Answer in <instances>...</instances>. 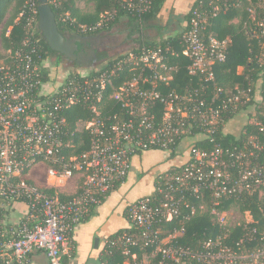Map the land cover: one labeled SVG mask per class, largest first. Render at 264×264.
I'll return each mask as SVG.
<instances>
[{
  "label": "built area",
  "instance_id": "1",
  "mask_svg": "<svg viewBox=\"0 0 264 264\" xmlns=\"http://www.w3.org/2000/svg\"><path fill=\"white\" fill-rule=\"evenodd\" d=\"M152 1L123 0V4L143 14ZM249 12L254 17V9ZM101 17L112 18L106 13ZM33 20L31 17L30 23ZM206 24L207 18L194 9L188 28L177 40L182 48L129 50L110 68L87 72L69 73L61 65L44 62L35 45L38 40L33 45L24 41L21 47L1 53L0 200L27 199V210L16 226L0 228V264H30L29 256L37 251L48 264H64L62 258L71 252L74 227L125 183L135 156L154 149L176 154L188 150L189 155L182 169L159 177L154 193L127 206L129 227L137 233L123 232L106 242L131 258L123 264H142L131 251L136 248H149L153 258L159 254L158 264H264V233L258 235L255 228L248 227L253 222L251 213L238 214L242 217L248 213L251 220L241 218L228 224L226 216L231 215L233 206L220 209L226 200L242 194L264 195L263 139L252 134L241 147L233 149L216 145L206 150L192 145L197 139L212 137L220 125L225 129L222 115L228 110L236 113L249 96L245 90L236 89V93L222 97L218 90L205 99L198 97L196 88L184 93L168 89L182 66L178 60L184 62L188 75L206 82L214 81V66L226 61L227 41L203 39ZM257 25L264 38V22ZM122 72L129 75L116 86ZM200 88L202 96L206 85ZM103 96L114 101L117 109L103 114L97 105ZM85 103L93 115L82 122L88 148L66 156L62 152L70 144L63 141V111ZM249 123L260 126L259 132L264 133L254 118ZM40 165L46 167L49 180H81V192L61 201L46 195L36 184L29 185L30 170ZM202 213L209 215L213 231L195 249L172 244L182 229L160 237V224L174 219L188 221ZM239 230L241 234L235 236Z\"/></svg>",
  "mask_w": 264,
  "mask_h": 264
},
{
  "label": "trees",
  "instance_id": "2",
  "mask_svg": "<svg viewBox=\"0 0 264 264\" xmlns=\"http://www.w3.org/2000/svg\"><path fill=\"white\" fill-rule=\"evenodd\" d=\"M80 1L90 5L89 9H81L78 6ZM169 1L153 0L151 8L143 14L128 10L124 7L123 0H48V4L55 16L57 29L60 34H69L82 38L96 36L108 38L115 33L119 36L125 33V37L120 43L129 47V50H136L141 47L164 48L166 46L175 49L182 48L177 43V40L188 28L192 11L197 9L207 18V24L201 35L202 38L206 40L208 37H212L219 41H227L226 61L214 66L215 79L212 82H206L204 78L188 75L183 66L184 62L178 60V63H182V66L168 89H173L177 93H184L196 88L198 97L205 99H209L218 90L221 92L220 96L222 97L230 93H236L237 90H245L249 96V101L243 105L239 104L236 113L228 110L222 115V120L226 124L225 129L220 125L212 137L197 139L192 145L198 149L206 150H212L216 145L233 149L234 147H241L252 134H259V137L264 142V133L259 132L260 126L249 123V120L254 118L256 122H259L264 127V38L260 36L257 25L260 21L264 22V0H192V7L185 17L183 29L180 32H173L165 36L163 34L164 27L156 23V20L158 21L162 8ZM31 6L34 13L31 12ZM37 6V0H0L1 50L17 49L22 46L24 41L33 45L38 40L35 45L44 62L49 63V58L54 57L57 63L54 66H57L63 61V57L52 51L44 41L37 27ZM215 7L217 9L214 10ZM250 8L255 11L254 17L249 12ZM105 13L106 16L111 15L112 18L110 20L102 18L101 16ZM31 17L34 20L30 23ZM152 31L159 32L158 36H152ZM1 55L0 53V57ZM121 57H123V53L113 57L108 55L105 50L96 54L100 68H110ZM73 66L78 67L79 65L74 64ZM239 67L242 68L240 73L238 72ZM69 73H75V71L69 70ZM128 75L127 72H122L118 80L115 81V85L121 84L124 77ZM42 76L46 80L47 72L44 71ZM202 85H206V88L201 96L200 87ZM88 105L89 103L70 105L63 111V116L66 119V131L63 141H68L70 144V148L62 152L66 156L77 155L88 148V134L87 131L82 129V122L91 119L93 116ZM97 105L102 107L103 114H108L117 109L115 102L108 100L106 96H103ZM236 114H241L240 118H236ZM236 126L238 130L240 128L238 135L236 134ZM199 130L200 127H198L197 131ZM150 151L163 152L156 149ZM188 155V150L180 154H176L173 151L168 153L163 162L165 170L160 171V174L162 176L171 175L173 172L182 169L181 166ZM57 168L59 169V167ZM160 181L159 178L156 179L155 175L152 193H154ZM26 182L29 185H35L30 179H27ZM39 189L49 197L57 196L61 201H69L81 192L80 188L74 195H65L52 188L39 187ZM15 202L27 203V199H16L12 202L0 200V228L3 229V222L8 214L7 210ZM224 205L220 209H227L229 206H233L237 207L240 212L249 211L253 217V222L248 224V227L250 229L255 228L258 235L264 233V195L259 197L257 193L253 195L242 194L238 199L230 198L226 200ZM209 221V215L202 213L196 214L188 221L174 219L160 224L157 228L160 230L161 238L182 229V235L174 239L172 244L195 249L200 241L212 233L213 228L210 227ZM11 227L6 226L5 230H9ZM123 232L135 234L137 230L129 227L114 234L108 241L116 239ZM239 234H241V231L240 233L237 232L235 236ZM131 251L137 254V262L141 261L143 254L150 253L149 248H136L131 249ZM120 252L117 246L106 244L101 252L100 264H123L127 260L131 262L130 257H124ZM160 259V255L157 254L151 264H158ZM166 264L174 263L167 262Z\"/></svg>",
  "mask_w": 264,
  "mask_h": 264
},
{
  "label": "crops",
  "instance_id": "3",
  "mask_svg": "<svg viewBox=\"0 0 264 264\" xmlns=\"http://www.w3.org/2000/svg\"><path fill=\"white\" fill-rule=\"evenodd\" d=\"M238 71L240 73L242 68L239 67ZM165 159V153L159 151H149L132 159L131 170L125 183L110 192L99 205L94 207L87 220L74 227L71 235V252L69 256L62 258L64 264H100L101 252L108 239L129 228L126 218L127 206L153 192L155 175L165 170L163 165ZM38 167L42 168V165ZM60 184V181L49 180L46 176V184L38 186L57 190ZM80 186L81 180L77 182V186L75 184L70 194L65 195L76 194ZM26 210L24 203H13L7 210L3 229L6 226H16L21 222ZM29 260L30 264H48L42 252L38 251L32 253Z\"/></svg>",
  "mask_w": 264,
  "mask_h": 264
},
{
  "label": "rangeland",
  "instance_id": "4",
  "mask_svg": "<svg viewBox=\"0 0 264 264\" xmlns=\"http://www.w3.org/2000/svg\"><path fill=\"white\" fill-rule=\"evenodd\" d=\"M172 1L173 0H170L169 2L165 3L166 5L162 8L161 13L158 16V21L156 20V23L161 25L164 22V19H168L166 15L169 12L170 7H173ZM78 6L81 9H84V10H86L87 8L89 9V7H90V5H86L83 1L78 2ZM177 24H178V20L174 21L170 25L169 31H171L172 33L173 32H180V30L183 29L184 23L183 22H181V23L179 22V24L178 25ZM158 33L159 32L152 31L151 34H152V36H158L157 35ZM166 33L167 32L163 31V34H165V36H166ZM7 34H8V32H7ZM124 37H125V33H122L121 36H119L118 34L116 35V33H115L113 36L108 37L107 40L109 42L106 44V48L104 49L105 51H107L108 55L114 57V56H116V55H118L120 53H125V52L129 51V47L121 45V43H120V42H122L121 40H123ZM2 52L3 51L1 50V46H0V53H2ZM62 67L66 68V69H69L70 71L87 72L88 69H92V70L99 69L100 68V64L97 63L92 68H87V67H83V66L74 67L73 65H68L66 67L62 65ZM238 70H239V68H238ZM237 124H239V123H237ZM235 128H236V132H238V127L236 126ZM186 143H187V141L185 143H182L181 148H184L186 146L185 145ZM165 155L167 157L168 153H165ZM46 170H47L46 167L43 166V165H42V168L41 167H37L35 169L30 170L29 175H28L29 179L31 181H33L37 186L38 185L42 186V185L46 184V176H45L46 175ZM160 176H161V174L159 172L158 174H156V179L159 178ZM60 182H61V184H60V186L57 187V190L59 192L64 193V194H70L72 192V189L75 186V184L77 186V181L74 180V179H67V180L63 179ZM230 211H232V212H230L231 215L230 216L229 215L226 216L228 224H230V223L235 224L236 220H238V219L240 220L241 218H244L246 220H251V218H250L248 213L244 214L242 217L240 215H238L240 211H238L237 207L230 208ZM153 259L154 258L152 256V254H150V253L149 254H143L140 262H142V264L153 263L154 262Z\"/></svg>",
  "mask_w": 264,
  "mask_h": 264
},
{
  "label": "flooded vegetation",
  "instance_id": "5",
  "mask_svg": "<svg viewBox=\"0 0 264 264\" xmlns=\"http://www.w3.org/2000/svg\"><path fill=\"white\" fill-rule=\"evenodd\" d=\"M172 3H173V7H170L169 12L166 15L168 19H164V22L161 24V26L164 27V32H167L166 35L172 33L171 31H169V27L174 21L178 20V24L179 22L180 23L183 22L185 25V17L187 13L190 11L193 2L192 0H174V2ZM65 35L67 36L68 39H75L79 37V36H71L69 34H65ZM107 39L108 38H103L98 36L91 38L90 37L82 38L84 42L82 41L77 46V50L73 51L71 57L65 58L62 56L63 61L60 62L58 65L61 66L63 65L66 67L68 65L78 64L79 66H82L83 63L90 61L89 57L87 56V52L90 50H95L96 54L102 52L106 48V44L109 42ZM82 53L83 55H80ZM92 59H95V63L93 64L96 65L98 63L97 59L96 58H92ZM48 61L49 64L51 65L57 64L56 59L54 57H50Z\"/></svg>",
  "mask_w": 264,
  "mask_h": 264
},
{
  "label": "water",
  "instance_id": "6",
  "mask_svg": "<svg viewBox=\"0 0 264 264\" xmlns=\"http://www.w3.org/2000/svg\"><path fill=\"white\" fill-rule=\"evenodd\" d=\"M37 27L49 48L62 55L65 58L71 57L73 51L77 50V46L84 40L81 37L68 39L66 35L59 33L56 25L55 16L48 4V0H37ZM80 55H83L80 54ZM90 61L83 63V67L92 68L96 58V51L87 52ZM73 57V56H72ZM75 58V57H74ZM97 243V240L95 241Z\"/></svg>",
  "mask_w": 264,
  "mask_h": 264
}]
</instances>
